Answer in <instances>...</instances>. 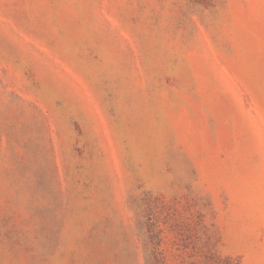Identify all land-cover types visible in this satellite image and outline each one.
I'll return each mask as SVG.
<instances>
[{
	"label": "rangeland",
	"instance_id": "374dc122",
	"mask_svg": "<svg viewBox=\"0 0 264 264\" xmlns=\"http://www.w3.org/2000/svg\"><path fill=\"white\" fill-rule=\"evenodd\" d=\"M0 264H264V0H0Z\"/></svg>",
	"mask_w": 264,
	"mask_h": 264
}]
</instances>
